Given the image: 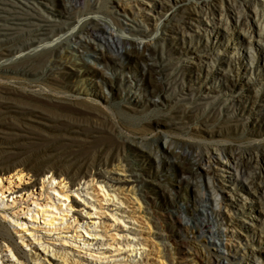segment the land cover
Listing matches in <instances>:
<instances>
[{"label": "rangeland", "instance_id": "obj_1", "mask_svg": "<svg viewBox=\"0 0 264 264\" xmlns=\"http://www.w3.org/2000/svg\"><path fill=\"white\" fill-rule=\"evenodd\" d=\"M22 1L29 4L35 2ZM40 1L52 8H63L66 2L69 5L77 2ZM111 1L114 0H110L109 4L114 6ZM197 1L213 2L225 11L229 5L228 0H184L176 12L196 22L199 12L193 10V5L198 4ZM256 1L259 3L256 5L258 15L251 9L248 15L254 28H257L260 14L264 11L262 0ZM89 2L94 3L95 0ZM231 2L242 10L248 9L245 0ZM114 9L119 10L117 17L126 26V19L121 15L122 8L117 6ZM256 16L259 17L256 19ZM137 18L141 21L142 17ZM144 24L141 26L143 29L153 31L151 25ZM246 27L229 29L225 24L204 21L194 36L178 38L169 32L166 39H159L156 46L146 49L144 41L147 38L143 35L128 36V29L119 31L106 24V29L93 35L86 31L77 32L88 36L92 43L101 45L104 53H99L94 47H77L80 55L77 62L68 63L74 67L72 69L66 66L57 69L58 57H50L41 49L30 57L22 55L16 57L17 60H0V63L6 62L9 66L3 68L0 64V100L7 101L12 107L7 110L0 106V126L12 125L20 129L19 135H8L14 145L13 155L23 159L25 165L52 162L55 167L64 166L74 180H79L85 171L93 175L94 188H87V184H83L84 179L80 186L85 190L83 196L94 194L98 198L96 205L102 214H98L96 221L103 222L99 227L102 230L98 232L104 231L106 235L96 246L101 247L103 242L112 246L125 244L127 241L121 234L130 231L149 248L138 250L135 264H177V248L165 250L160 244L161 239L176 237L192 240L195 245L207 241L216 244L220 249L218 264H233L235 261L228 249L231 243L242 246L247 254L255 255L264 262V203L253 202L247 189L243 188L254 189L263 179L259 170L264 168L257 163L258 160L251 162V168L257 172L255 181L251 183L242 171L239 175L227 172L231 170L227 164L220 172L209 171L205 165H199L192 171L184 170L178 157L191 156L195 149L219 146L236 151L243 162L250 154L264 158V41L257 32H254L255 37L246 34ZM9 32L0 30V38ZM204 52L213 54L207 65L200 64L197 59L187 62L192 56ZM210 78L215 79L213 87H210ZM200 86L211 90L210 95L214 98L200 103ZM190 88L193 94H188ZM231 95L236 100L234 104L227 103ZM172 142V148L179 155L169 150ZM130 160L140 175V182L116 183L113 186L107 177L97 174L99 171L127 174L126 163ZM19 169L26 168L20 166ZM15 170L7 169L3 178L9 177ZM34 178L29 176L27 180ZM49 178V175H44L43 180L59 189V179ZM86 178L91 179L90 176ZM38 185L36 197L28 200L33 206L32 212L24 214L22 210L27 209V203L18 201L20 214L15 216L26 224L18 226L11 216L1 212L8 209L13 214L14 211L0 206V217H6V224L16 236V242L31 257L27 261L17 253L13 244L2 241L0 259L2 257L3 264H50L53 260L50 252H43V242L31 243L34 239L29 234L27 236L29 232H26V243L31 245L23 246L21 233L16 234L15 227L24 233L27 227H34L39 235L44 236L45 245L67 256L64 259L68 264H130L125 260L107 263L91 260L96 258L87 254L89 250L83 247V241L61 236L67 231L64 229L67 222L74 220L77 214L76 208H70V204L74 203V192H70L68 198L48 188L52 203L59 207L52 208L55 214L52 217L58 218L56 225H61L64 232L47 234L44 228L52 226L47 224L52 214H45L42 207L33 203L35 199L42 203L48 201L46 193L39 195L46 187L40 191L42 185ZM68 187L71 188L69 183ZM108 192L112 195L106 194ZM230 194L239 199V204L226 210L219 205L227 204L222 198L229 199ZM20 195L5 198L0 195V201L11 202L17 196L19 200ZM213 195L220 203L212 199ZM23 196L25 199L28 194L24 192ZM149 211H153L158 218H149ZM140 212L144 214V219L139 223L131 222L127 216ZM113 213L133 228L118 227L117 222L109 220ZM217 215L224 217L226 222L218 219ZM199 216L209 220L206 228L214 229L205 233L206 241H197L195 233L185 228L189 225L200 229L201 225L196 226ZM223 223H243L248 225V231L242 239L235 237L230 240L217 228L224 226ZM8 244L12 251L7 250ZM12 252L17 255L13 257ZM37 256L41 258L36 260ZM253 263V259L244 260V264Z\"/></svg>", "mask_w": 264, "mask_h": 264}, {"label": "bare ground", "instance_id": "obj_2", "mask_svg": "<svg viewBox=\"0 0 264 264\" xmlns=\"http://www.w3.org/2000/svg\"><path fill=\"white\" fill-rule=\"evenodd\" d=\"M109 2L110 0H95L94 3H90L89 0H77V2L72 5H69L66 2L63 5V8H52L48 7L49 5L44 3V1L42 3L40 0H35L33 4L23 2L22 0H0V30L4 29L11 31L5 37L0 38V60L8 62L12 59H16V57H22V55L30 57L38 54L39 49H41L42 53H47L50 57H58L56 60L57 69H62L65 66L67 69H72L74 67L68 63L74 64L77 62V58L80 56L77 47H94L99 50V53H104L101 45L92 43L88 39V36H85L84 34L79 35L77 32L86 31L87 33L93 35L96 31L98 32L106 29V24L112 25L113 28L116 27V29L119 31H125L128 29L130 32L128 36L134 37L143 35L142 37L147 38V40L145 39L146 41H144L146 49L156 46L159 39H166L169 32L176 34L178 38L194 36L195 33L199 32L198 29H200V25L204 21H209L213 24H225L229 29L245 25L247 26L246 34H250L249 36L255 37L254 32H257L259 38L264 41V11L260 14L261 16L258 19L257 28H254L250 24L251 20L249 19L250 16H248L250 14V9L254 10L257 14L258 8L256 5L259 3L256 0H245L248 9L243 10L242 8L240 9L237 4H233L231 0H228L229 5H227L226 11L224 8L217 6L213 2L208 1L205 3H200L197 1L198 4L193 5V10L199 12V17L196 19V22H193V20H191L192 18L188 19L189 17H187L186 19L185 16L179 15L176 12L177 8L183 5L182 3L184 0H114L111 1L115 4L114 6L110 5ZM42 4L45 5L46 8H44ZM261 4L264 5V0H262ZM117 6L122 8L123 12L121 15L126 19V26L123 25L120 19L117 17L119 10L114 9ZM138 16L142 17L141 21L137 18ZM258 17L259 16H256V19ZM144 22L147 23V25H151V29H153L152 32L141 27L142 25H145ZM152 33H154V36H152ZM123 35L125 36V34ZM196 59L200 64L207 65L209 61L213 59V54L204 52L200 55L192 56V59L187 60V62L190 63ZM0 64H2L3 68H9V66L6 65V62H1ZM209 83H211L210 87H213V84H215V79L210 78ZM210 87L206 86L205 88L208 89ZM189 90L190 91L188 94H193L191 88ZM199 92L200 99L202 100L200 103H205L208 101V98L213 97L210 95L211 90H204L202 86L199 87ZM235 101L236 100L234 96L231 95L227 103L234 104ZM0 106L1 108L7 110H11L12 108L11 105H9V103L5 100H0ZM19 131L20 129L14 128L12 125L0 126V179H2L0 181V195L2 198H5L6 196L10 197L14 196L15 194H21L19 200L17 196V199L14 198L11 202L10 200L7 202L5 200L0 201V206L10 208V210L12 209L14 211L12 212L13 214H11L8 209H3L1 210L2 214L5 216H11L12 219L15 220V223H18V226L26 224L22 223L18 219L19 217L17 218L15 216L20 212H18L20 209V204L18 205V201L27 203L25 204L27 205V209L22 210L24 214L32 212L33 206L30 205L28 200H30V197H36L35 190H38V184L41 183L42 187L39 190H44L43 187L46 188L45 191L39 195H44L46 193L48 201L42 203L37 199L32 200L33 203H36L38 206L43 208L42 211L45 214H52L51 219L47 223L52 226L44 229L47 231V234H54L57 231L64 232L61 230L63 228L61 225H56L58 218L52 217L55 215L53 209H59V207L55 203H52V195L49 193L48 188L58 191L68 198L70 197V192H74L76 195H74L72 199L74 203L70 204V208H76L77 214L74 215V220L71 222L66 221L67 226H65L64 229H67V231L61 236L68 237L69 239L75 238V241L79 240V242L83 241V247L88 248L89 250L87 254L96 258H90L91 260H95L97 262L100 261L101 263L125 260L130 261V264H135V257L139 253L138 250H148L149 248L144 242H140L136 236H133L132 232L130 231H128L126 234H121L124 240L126 239L127 241L125 244L122 243L118 246H112L109 243L103 242L101 247L96 246L97 243L106 235L104 231L98 232L102 230L99 227L103 222L96 221V218H98V214L101 215L102 213H100V208H98L99 206L96 205L98 198H95L94 194H92L91 197L83 196L82 192L85 190L82 189L83 186H80L82 179H84L83 184H87V188H94L92 182L95 180V177L90 175L88 171H85V174H83L79 180H74V178H72L73 176L69 174L70 172L68 173L65 170L64 166L55 167L54 163L52 162H38L25 165L23 159H19L13 155L15 151L14 145L8 136L9 134L19 135ZM172 145L173 142L170 144L169 150L174 155H179L176 154L177 151L175 148H172ZM178 157L181 158L180 165H182L184 170L192 171L199 165H205L207 166L206 169L209 171L220 172L222 171L224 164H227L231 169L227 170V172L234 173V175H239L240 171H242L244 176L250 180L251 183L255 181L257 176L255 169L251 168V162L258 160L257 163H259L260 166L264 168V158L258 154H250L247 156V161L243 162L241 159L242 156L239 153L236 151H228L226 148L219 146L206 147L205 149H195L191 156ZM132 162L133 161L130 160L126 163L127 174H123L118 171H110L109 174H107L106 171H99L97 174L101 177H107L109 181L113 182V186L116 185V183L140 182V175L135 170V166ZM20 166H25L26 169H19ZM11 168L17 170L14 172L12 171L11 175L4 179L3 177L6 173L5 171ZM25 170H28L29 172L25 173ZM259 172L263 179L257 185H255V188L249 189L248 187L244 186L243 188L247 189L253 202L258 201L264 203V170H259ZM44 175H49V177L53 179H59L58 184L60 186V190L56 188L57 186H52L53 184L49 186V184L43 180ZM29 176L35 178L31 181H28L27 178ZM86 176H90L91 179H87ZM68 183L71 185V188H69L70 186L68 187ZM97 187L100 189V186L97 185ZM220 187L222 188V186ZM24 192L26 195L28 194L27 198L25 199L23 196ZM88 193L90 194V192ZM227 193L230 192L227 190ZM100 194L104 195L103 193ZM106 194L112 195L110 192ZM104 198L108 200V197ZM212 199L220 203L215 195L212 196ZM222 201H227V204H220L219 206L225 208L226 210H230L232 206L239 204V199L234 198L233 194L229 197V199L223 197ZM86 208L87 211H85ZM149 213V218H158L153 211H149ZM127 216L133 223L142 222L141 219H144V214L141 212ZM91 218L93 219L90 220ZM253 218L258 219L257 216H254ZM218 219H223V221L226 222L222 216H218ZM109 220L117 222V226L121 227V229L122 226L133 228L126 223L125 219H122L115 213H113L111 218L109 217ZM208 222L209 220L207 218L199 216L196 219V226L201 225L200 229H196L195 226L191 227L189 225H185V228L195 233L194 238L197 241H200V239L206 241L205 233L214 230L212 228H206V224ZM223 225L224 226L217 228L221 229L220 231L223 233V235L230 240L236 239L235 237L242 239L244 234L248 231V228H246L248 225L244 226L243 223H223ZM33 228L34 227H27L24 233L19 230L18 227H15V233H21V235H19L20 238L23 239V242L21 241L23 246L31 245L29 242L26 243V232H29L27 233V236L29 234V236H32L31 239H34L31 241V243L43 242L42 245L43 247L45 246V250H43V252L45 254L50 252L49 255L51 258H53V260H50V264H60V261L63 262L62 264H68L66 259H64L67 256H63L64 253L60 254V250L54 249V247L50 245H45L44 242L46 240L44 236L39 235V231L34 230ZM70 232L72 233L71 235L69 234ZM172 240L161 239L160 244L165 250H169V247L177 248V264H218L217 262L220 257V249L216 247V244L207 241L206 243L195 245L192 240H183L177 237L173 238ZM2 241H8L10 244H13L17 250V253L25 257L27 261L31 259L30 254L21 249L18 245V242H16V236H14L6 224V217H0V247H2ZM62 242L63 244H67L65 240ZM10 244H8L7 250L12 251ZM228 249L235 258L233 264H244L245 259H248L249 261L253 259V264H264V262H261L255 255L253 256L252 254H247L245 252V248L242 246H234L231 243ZM27 250L32 251L33 249ZM65 251L67 252V250ZM109 252L112 254L109 255ZM12 255L15 257L17 254L16 252H12ZM245 255L249 256L246 257ZM40 258L41 257L37 256L35 259L39 260ZM1 259L0 263L3 264ZM25 264L29 263L27 262Z\"/></svg>", "mask_w": 264, "mask_h": 264}]
</instances>
